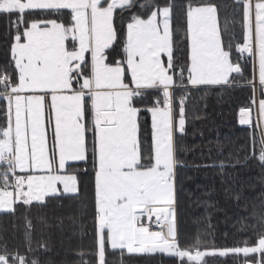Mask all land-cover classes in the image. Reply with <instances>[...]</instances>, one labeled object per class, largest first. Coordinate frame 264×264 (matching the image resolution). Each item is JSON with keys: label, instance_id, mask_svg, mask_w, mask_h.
<instances>
[{"label": "snow or ice", "instance_id": "1", "mask_svg": "<svg viewBox=\"0 0 264 264\" xmlns=\"http://www.w3.org/2000/svg\"><path fill=\"white\" fill-rule=\"evenodd\" d=\"M234 4L242 12L240 43H233L235 20L225 16L222 23L217 4L187 0L189 51L181 60L172 0H0V16L14 29L10 60L0 68V212L15 215L17 205L31 210L49 198L78 195V176L67 170L82 163L87 174L91 160L96 264H108L109 251L120 264L125 254H163L177 264H208L209 256L264 264V211L241 218L254 221L239 229L254 231L242 246L203 249L197 237L182 247L177 228L176 140L186 132L193 90H251L239 123L258 130L250 150L264 165V0ZM117 17L126 18L123 56L110 62L120 39ZM142 113L151 116L147 151ZM145 217L154 218L155 230ZM47 247L25 217L23 251L0 245V264H41L31 254Z\"/></svg>", "mask_w": 264, "mask_h": 264}, {"label": "trees", "instance_id": "2", "mask_svg": "<svg viewBox=\"0 0 264 264\" xmlns=\"http://www.w3.org/2000/svg\"><path fill=\"white\" fill-rule=\"evenodd\" d=\"M163 3L164 0H159ZM173 29L178 58L186 60L188 42L185 8L187 0H172ZM217 4L221 22L228 16L234 19L233 43L242 42V12L234 0H205ZM139 12L140 10L134 9ZM126 18L116 19L120 39L114 50H110L111 60L123 56ZM9 21L0 16V68L10 60L9 48L12 42ZM245 75L251 76V65L245 68ZM243 81H241V85ZM251 90L237 86L229 90H193L186 108V132L177 134V228L182 247H191L197 237L203 249L242 246L244 238L253 237L254 231L248 227L239 231L244 224L241 218L255 211H264V165L253 158L252 134L259 139L258 130L239 123V109L249 104ZM151 116L141 114V139L147 151L151 144ZM5 125L3 104L0 103V127ZM258 154V145H257ZM247 157V159H245ZM239 160L237 164L236 161ZM234 164L221 172L219 165ZM81 163L80 169L69 168L79 181L78 195L49 198L47 206H33L31 210L17 205L15 215L0 213V245L7 243L9 250L17 247L23 251L25 217L31 219L36 240L47 243V251L33 253L41 264H96L95 256V189L92 162L89 160L87 174ZM2 187V184H0ZM236 195L240 196L237 200ZM247 208V210H245ZM37 247L34 243L33 248ZM83 254V258L81 256ZM108 264H120L118 254L111 251L107 255ZM123 264H177L174 258L163 254L127 255ZM208 264H238L233 256L206 257Z\"/></svg>", "mask_w": 264, "mask_h": 264}, {"label": "built area", "instance_id": "3", "mask_svg": "<svg viewBox=\"0 0 264 264\" xmlns=\"http://www.w3.org/2000/svg\"><path fill=\"white\" fill-rule=\"evenodd\" d=\"M143 223L145 224V226H149V227L152 228L153 230L156 229V225H155V223H154V218H153V221H152V222H149V221L147 220V217H145L144 220H143Z\"/></svg>", "mask_w": 264, "mask_h": 264}, {"label": "rangeland", "instance_id": "4", "mask_svg": "<svg viewBox=\"0 0 264 264\" xmlns=\"http://www.w3.org/2000/svg\"><path fill=\"white\" fill-rule=\"evenodd\" d=\"M46 116H47V113H46ZM150 123H151V119H150ZM142 128V127H141ZM59 187H61L62 188V185L61 186H59ZM0 213H4V212H0Z\"/></svg>", "mask_w": 264, "mask_h": 264}]
</instances>
